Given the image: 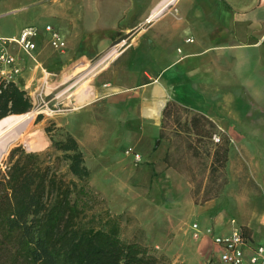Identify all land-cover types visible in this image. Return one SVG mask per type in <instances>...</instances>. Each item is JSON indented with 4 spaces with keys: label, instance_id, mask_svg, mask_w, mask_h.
<instances>
[{
    "label": "rangeland",
    "instance_id": "rangeland-1",
    "mask_svg": "<svg viewBox=\"0 0 264 264\" xmlns=\"http://www.w3.org/2000/svg\"><path fill=\"white\" fill-rule=\"evenodd\" d=\"M17 1L0 0L1 36L21 31L23 21L30 20L31 12L18 11ZM135 32L119 37L101 57L111 54V48L122 41L125 46L120 52L132 45ZM103 59L91 62L84 73L74 74L67 82L64 76L78 62L51 71L49 83L57 88L50 93L43 73L31 77L29 91L45 89L46 94L30 96V111L39 113L27 133L0 158V166L5 169L11 150L22 147L27 153L39 154L45 164L58 165L67 179H76L52 146V139L62 140L71 134L90 171L89 183L99 193V202L83 223L101 227L108 211L120 225L122 240L139 243L150 253L163 256L168 264H203L204 245L193 237L194 222L224 223L227 229L234 223L264 245V222L260 220L264 213V133L242 134L229 127L235 120L242 125L255 124L245 117L251 115V109L261 111H255V116L264 120V58L258 63V74L254 73L260 77L259 85L252 87L259 90V96L254 102L245 101L244 108L224 101L221 92L227 87L208 72L211 85L171 87L161 97L165 104L158 119L146 118L143 109L155 103L151 99L153 84L120 86L118 92L106 96L101 79L93 82V78L91 84L99 95L77 111L66 104L65 97H58L61 91H72L74 82ZM140 97H146L147 102H139ZM130 100L132 106H126ZM45 109L53 113L49 115ZM39 115L42 118L37 122ZM130 148L141 155V161L127 154Z\"/></svg>",
    "mask_w": 264,
    "mask_h": 264
},
{
    "label": "crops",
    "instance_id": "crops-1",
    "mask_svg": "<svg viewBox=\"0 0 264 264\" xmlns=\"http://www.w3.org/2000/svg\"><path fill=\"white\" fill-rule=\"evenodd\" d=\"M16 3L18 11L31 12L22 29H39L33 38L36 48L32 55L13 48L21 73L11 88L25 91L26 96L37 94L38 88L33 92L29 89L31 77L38 71L43 75L47 71L51 76V71L67 64L99 60L114 41L133 31H136L133 44L94 77L93 82L101 79L104 95L118 92L120 86L153 84L151 99L155 102L176 85H211L208 72H212L227 87L221 92L224 101L237 103L242 109L245 101L254 102V97L259 96V90L252 87L259 85L260 77H254V73L258 74V63L264 58V0H20ZM166 3L170 7L150 19ZM48 25L55 27L66 41L64 51L50 45L45 31ZM20 32L4 36H17ZM216 94L219 96L220 92ZM139 102L145 104L147 98L140 97ZM126 106H132L131 100ZM250 111L251 115L247 113L245 117H251L255 124L242 125L235 120L236 125L232 123L229 127H234L237 133L263 134L264 120L255 116L261 111ZM225 122L230 123L227 119ZM260 220L264 222V213ZM200 225L212 226L220 234L231 229L224 223ZM253 235L249 236L250 244H261L254 241ZM200 241L204 245L203 264H206L218 248L207 237H201Z\"/></svg>",
    "mask_w": 264,
    "mask_h": 264
},
{
    "label": "trees",
    "instance_id": "trees-1",
    "mask_svg": "<svg viewBox=\"0 0 264 264\" xmlns=\"http://www.w3.org/2000/svg\"><path fill=\"white\" fill-rule=\"evenodd\" d=\"M14 85H0V120L32 108L30 96ZM52 146L77 180L22 147L11 150L5 169L0 166V264H168L139 243L122 240L108 211L101 227L83 223L99 202L83 152L71 134L52 139Z\"/></svg>",
    "mask_w": 264,
    "mask_h": 264
},
{
    "label": "built area",
    "instance_id": "built-area-1",
    "mask_svg": "<svg viewBox=\"0 0 264 264\" xmlns=\"http://www.w3.org/2000/svg\"><path fill=\"white\" fill-rule=\"evenodd\" d=\"M45 31L49 34V42L54 49L58 51L66 49V41L55 27L48 25ZM38 33L37 27H25L17 36L0 35V85L15 82L16 77L21 73L13 48L17 47L32 55L36 48L33 38ZM43 94H46L45 89L37 91V96H43ZM215 141L219 142L220 138L215 137ZM127 154H132L137 162L141 161V155L134 153L131 148L128 149ZM191 229L194 238L207 237L218 248L213 259L206 264H264V245L250 244L249 237L245 236L239 225L233 223L227 234L217 233L212 226L203 228L198 222H194Z\"/></svg>",
    "mask_w": 264,
    "mask_h": 264
},
{
    "label": "bare ground",
    "instance_id": "bare-ground-1",
    "mask_svg": "<svg viewBox=\"0 0 264 264\" xmlns=\"http://www.w3.org/2000/svg\"><path fill=\"white\" fill-rule=\"evenodd\" d=\"M170 5L168 3L159 6L151 15L150 19L156 18L158 15L163 13L168 9ZM124 41L113 46L112 53L106 56L102 61L98 62L88 74L74 82L72 85V91L68 89L58 93V97H65L67 99L66 104L73 106L76 111L90 104L93 100L97 98L98 92L95 86L91 84V80L97 75L99 70L112 59L116 58L121 52L120 47H124ZM91 67V63L86 61L85 63L77 64L71 70H69L64 76L65 82L76 73H84L86 69ZM50 74L45 71L43 81L46 83L45 87L47 92H52L55 88L53 87L48 80ZM64 82V81H63ZM58 83V81H57ZM42 88V87H41ZM117 88H112V91H117ZM74 98V99H73ZM74 100V101H73ZM165 104V100H157L155 103L150 106H147L144 109V114L146 118H155L158 119L161 109ZM48 108V107H47ZM40 109V108H39ZM42 109V108H41ZM43 111V110H42ZM68 111V110H67ZM45 112L51 115L53 111L45 109ZM72 112V111H71ZM39 113L37 109L29 111L24 114H12L6 118L0 120V158H2L14 145L15 143L29 130L31 124L33 123L36 115Z\"/></svg>",
    "mask_w": 264,
    "mask_h": 264
},
{
    "label": "water",
    "instance_id": "water-1",
    "mask_svg": "<svg viewBox=\"0 0 264 264\" xmlns=\"http://www.w3.org/2000/svg\"><path fill=\"white\" fill-rule=\"evenodd\" d=\"M6 117H7V116H6ZM6 117H4V118H6ZM4 118H2V119H4ZM2 119H1V120H2Z\"/></svg>",
    "mask_w": 264,
    "mask_h": 264
}]
</instances>
